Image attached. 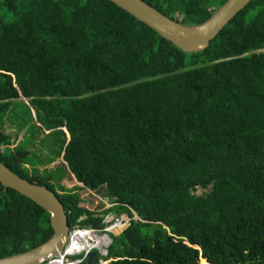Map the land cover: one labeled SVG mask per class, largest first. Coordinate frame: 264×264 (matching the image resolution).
Listing matches in <instances>:
<instances>
[{
    "label": "trees",
    "instance_id": "16d2710c",
    "mask_svg": "<svg viewBox=\"0 0 264 264\" xmlns=\"http://www.w3.org/2000/svg\"><path fill=\"white\" fill-rule=\"evenodd\" d=\"M144 1L195 26L227 0ZM22 97L111 204L56 191L1 128L0 162L56 193L71 230L128 215L110 264H264V0L193 53L110 0H0V112ZM50 218L0 183V258L48 241Z\"/></svg>",
    "mask_w": 264,
    "mask_h": 264
},
{
    "label": "water",
    "instance_id": "95a60500",
    "mask_svg": "<svg viewBox=\"0 0 264 264\" xmlns=\"http://www.w3.org/2000/svg\"><path fill=\"white\" fill-rule=\"evenodd\" d=\"M170 40L181 50L193 53L205 49L229 22L252 0H227L205 22L191 26L172 19L144 0H110ZM0 183L30 198L51 216L53 236L40 246L26 252L0 258V264H54L62 260L70 243L71 227L67 211L56 193L46 186L33 183L0 162ZM111 223H107L109 226ZM110 246L107 252H110ZM98 251H86L85 263L90 264ZM81 260L73 263L78 264Z\"/></svg>",
    "mask_w": 264,
    "mask_h": 264
},
{
    "label": "rangeland",
    "instance_id": "374dc122",
    "mask_svg": "<svg viewBox=\"0 0 264 264\" xmlns=\"http://www.w3.org/2000/svg\"><path fill=\"white\" fill-rule=\"evenodd\" d=\"M219 0H213V4L217 5ZM215 8V6H214ZM35 116V111L29 105L28 99L20 98L12 101L9 109L6 112H0V128L10 136L11 144L7 149H27L30 155L25 165L27 170L32 173L38 172L41 176H51L52 182L56 191L62 193H75L80 195L87 202L93 201V205L98 209L103 210L110 205V199L105 196L98 195L94 197L91 190L80 185L72 176L66 165L63 163V158L60 155L61 138L55 132H46L38 125ZM41 130V131H40ZM13 147V148H12ZM205 190L198 189L197 194H202ZM105 204H104V203ZM102 203L104 207L101 208ZM100 206V208H99ZM96 234L99 231H94ZM102 252V251H101ZM81 254H66L64 261L72 263L74 260L71 257L80 256ZM101 254V253H100ZM104 257V256H103ZM102 257H100L101 259ZM107 261V259H106ZM111 262V260H108ZM110 262L108 264H110Z\"/></svg>",
    "mask_w": 264,
    "mask_h": 264
},
{
    "label": "built area",
    "instance_id": "2783aa9c",
    "mask_svg": "<svg viewBox=\"0 0 264 264\" xmlns=\"http://www.w3.org/2000/svg\"><path fill=\"white\" fill-rule=\"evenodd\" d=\"M104 223L106 225L105 230L103 232H100L99 231V233H97V235H99V236H107V238L109 240V244L104 245L101 248H92L91 250H82L80 253H77V254H81L83 252L86 253V251L97 250L99 252V254L101 253L100 256L102 258L96 264H108L110 262L108 260L106 261L105 257L108 256L107 247L108 246H111V244L113 242V239H112L111 235H113V236H119V235H121L128 227H130V225L132 223V219L128 215H126V214L119 215V214L110 213V214H107L105 216ZM107 223H111V224L108 226ZM82 231H93L94 232L95 230H93V229L92 230L91 229H81L79 227L74 228L71 231L70 243H71V241H72L73 236L75 235V233L76 232H82ZM67 249H68V247H67ZM66 254H68V253H66Z\"/></svg>",
    "mask_w": 264,
    "mask_h": 264
},
{
    "label": "bare ground",
    "instance_id": "6f19581e",
    "mask_svg": "<svg viewBox=\"0 0 264 264\" xmlns=\"http://www.w3.org/2000/svg\"><path fill=\"white\" fill-rule=\"evenodd\" d=\"M109 244L107 236H99L93 231L76 232L71 243L68 246L67 253L70 255L80 253L82 250H91L92 248H101ZM54 264H74L62 260L55 261Z\"/></svg>",
    "mask_w": 264,
    "mask_h": 264
},
{
    "label": "clouds",
    "instance_id": "9594fccd",
    "mask_svg": "<svg viewBox=\"0 0 264 264\" xmlns=\"http://www.w3.org/2000/svg\"><path fill=\"white\" fill-rule=\"evenodd\" d=\"M84 254H85V253H84ZM78 255H79V254H78ZM97 255H99V256H100L99 252H98V254H97ZM96 257H97V256H96ZM100 257H101V256H100ZM79 260H82V261H83V259H79ZM84 260H85V257H84ZM74 261H76V260H74ZM74 261H73V262H74ZM82 261H81V262H82ZM78 264H79V263H78Z\"/></svg>",
    "mask_w": 264,
    "mask_h": 264
},
{
    "label": "crops",
    "instance_id": "0c3cea01",
    "mask_svg": "<svg viewBox=\"0 0 264 264\" xmlns=\"http://www.w3.org/2000/svg\"><path fill=\"white\" fill-rule=\"evenodd\" d=\"M22 98H24V97H22ZM46 132H48V131H46Z\"/></svg>",
    "mask_w": 264,
    "mask_h": 264
}]
</instances>
